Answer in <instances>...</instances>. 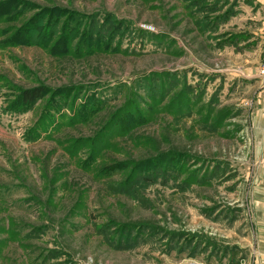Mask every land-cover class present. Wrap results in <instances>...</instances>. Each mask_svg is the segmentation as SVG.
<instances>
[{
    "label": "rangeland",
    "instance_id": "rangeland-1",
    "mask_svg": "<svg viewBox=\"0 0 264 264\" xmlns=\"http://www.w3.org/2000/svg\"><path fill=\"white\" fill-rule=\"evenodd\" d=\"M263 28L261 0H0V264H241Z\"/></svg>",
    "mask_w": 264,
    "mask_h": 264
},
{
    "label": "crops",
    "instance_id": "crops-1",
    "mask_svg": "<svg viewBox=\"0 0 264 264\" xmlns=\"http://www.w3.org/2000/svg\"><path fill=\"white\" fill-rule=\"evenodd\" d=\"M261 1L264 3V0ZM254 104L256 107L251 114L254 145L261 156V167L264 168V87L255 97ZM253 195L254 233L243 246L245 250L239 261L241 264H264V169L259 172Z\"/></svg>",
    "mask_w": 264,
    "mask_h": 264
},
{
    "label": "trees",
    "instance_id": "trees-1",
    "mask_svg": "<svg viewBox=\"0 0 264 264\" xmlns=\"http://www.w3.org/2000/svg\"><path fill=\"white\" fill-rule=\"evenodd\" d=\"M43 97L42 88H31L26 89L21 94V100L24 103L31 104L34 101H37Z\"/></svg>",
    "mask_w": 264,
    "mask_h": 264
},
{
    "label": "built area",
    "instance_id": "built-area-1",
    "mask_svg": "<svg viewBox=\"0 0 264 264\" xmlns=\"http://www.w3.org/2000/svg\"><path fill=\"white\" fill-rule=\"evenodd\" d=\"M258 75L261 77L262 82L264 83V45L262 48V57H261V61L260 64L258 66Z\"/></svg>",
    "mask_w": 264,
    "mask_h": 264
}]
</instances>
